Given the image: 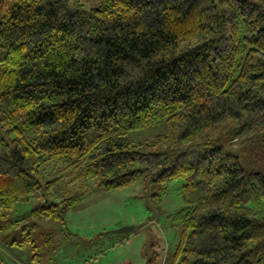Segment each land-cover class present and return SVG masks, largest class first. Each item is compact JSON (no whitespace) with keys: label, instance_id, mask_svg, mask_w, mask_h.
<instances>
[{"label":"trees","instance_id":"1","mask_svg":"<svg viewBox=\"0 0 264 264\" xmlns=\"http://www.w3.org/2000/svg\"><path fill=\"white\" fill-rule=\"evenodd\" d=\"M105 1L0 0V233L61 177L41 182L51 161L106 189L181 179L172 264H264V148L230 151L264 140V0ZM163 117L176 149L131 139Z\"/></svg>","mask_w":264,"mask_h":264},{"label":"rangeland","instance_id":"2","mask_svg":"<svg viewBox=\"0 0 264 264\" xmlns=\"http://www.w3.org/2000/svg\"><path fill=\"white\" fill-rule=\"evenodd\" d=\"M105 2L73 0L72 3L90 10ZM221 127L209 129L195 141L217 137ZM173 129L163 117L145 129L131 132L130 137L137 143H146L165 135L157 149L167 150L173 141ZM263 144V139H257L230 151L241 164L247 165L249 151L259 146L263 149ZM169 147L176 149L173 144ZM58 169L61 166L50 161L40 177L44 184L61 176L46 196H36L11 210V223L0 233L3 264H146L145 254L151 257L155 253L159 256L152 264H172L179 232L174 215L183 207V180L170 182L164 192L144 177L126 187L106 189L98 184V177L74 179V174ZM256 169L264 172V160ZM65 191L67 196L75 194L82 198L61 212V217L43 214L40 210L43 205L49 200L58 203L64 199ZM251 208L256 216L264 218V204H251ZM125 227H133L134 232L117 231ZM14 241L22 243L17 245Z\"/></svg>","mask_w":264,"mask_h":264},{"label":"water","instance_id":"3","mask_svg":"<svg viewBox=\"0 0 264 264\" xmlns=\"http://www.w3.org/2000/svg\"><path fill=\"white\" fill-rule=\"evenodd\" d=\"M118 232H124V233H129V232H134V228L133 227H131V228H127V227H125V228H121V229H119V230H117Z\"/></svg>","mask_w":264,"mask_h":264}]
</instances>
